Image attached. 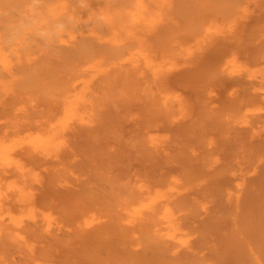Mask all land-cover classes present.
<instances>
[{
    "label": "bare ground",
    "instance_id": "bare-ground-1",
    "mask_svg": "<svg viewBox=\"0 0 264 264\" xmlns=\"http://www.w3.org/2000/svg\"><path fill=\"white\" fill-rule=\"evenodd\" d=\"M0 264H264V0H0Z\"/></svg>",
    "mask_w": 264,
    "mask_h": 264
},
{
    "label": "clouds",
    "instance_id": "clouds-1",
    "mask_svg": "<svg viewBox=\"0 0 264 264\" xmlns=\"http://www.w3.org/2000/svg\"><path fill=\"white\" fill-rule=\"evenodd\" d=\"M28 27L29 25L21 23L18 30H27ZM64 30H65L64 25L61 24V25L56 26V30L54 32L42 31L37 34L40 35L41 37L48 38V39H51L53 36L59 38V36L63 33Z\"/></svg>",
    "mask_w": 264,
    "mask_h": 264
},
{
    "label": "rangeland",
    "instance_id": "rangeland-1",
    "mask_svg": "<svg viewBox=\"0 0 264 264\" xmlns=\"http://www.w3.org/2000/svg\"><path fill=\"white\" fill-rule=\"evenodd\" d=\"M3 120H4V118H3ZM3 122V121H2Z\"/></svg>",
    "mask_w": 264,
    "mask_h": 264
}]
</instances>
